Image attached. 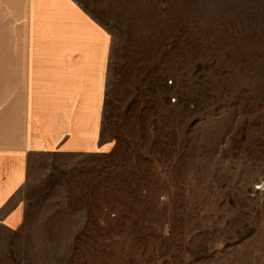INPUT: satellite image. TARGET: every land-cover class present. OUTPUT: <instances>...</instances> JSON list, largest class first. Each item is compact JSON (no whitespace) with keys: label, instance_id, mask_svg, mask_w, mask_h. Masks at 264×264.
Wrapping results in <instances>:
<instances>
[{"label":"rangeland","instance_id":"rangeland-1","mask_svg":"<svg viewBox=\"0 0 264 264\" xmlns=\"http://www.w3.org/2000/svg\"><path fill=\"white\" fill-rule=\"evenodd\" d=\"M75 1L113 150L47 164L0 264H264V0Z\"/></svg>","mask_w":264,"mask_h":264},{"label":"crops","instance_id":"crops-1","mask_svg":"<svg viewBox=\"0 0 264 264\" xmlns=\"http://www.w3.org/2000/svg\"><path fill=\"white\" fill-rule=\"evenodd\" d=\"M111 46L75 0H0L1 232L22 229L26 193L52 161L113 150L103 138Z\"/></svg>","mask_w":264,"mask_h":264}]
</instances>
